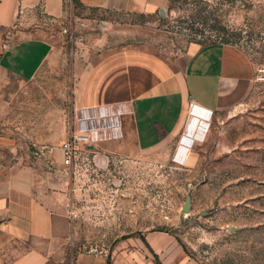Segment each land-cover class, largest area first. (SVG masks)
Here are the masks:
<instances>
[{"label":"rangeland","instance_id":"374dc122","mask_svg":"<svg viewBox=\"0 0 264 264\" xmlns=\"http://www.w3.org/2000/svg\"><path fill=\"white\" fill-rule=\"evenodd\" d=\"M36 27L57 36L63 52L51 86L41 89L42 112L56 109L68 122L74 91L112 52L175 57L214 43L243 52L255 70L247 95L218 112L204 135L188 134L185 160L177 154L186 134L151 152L103 154L101 161L88 150L84 164L68 169L70 242L73 255L109 257L121 241L155 232L168 239L166 264L177 254L184 264H264V83L257 81L264 68V0H169L153 12H100L65 0L61 20L39 10L22 15L19 31ZM32 146L0 149V162L27 158ZM102 247L103 255L95 253Z\"/></svg>","mask_w":264,"mask_h":264},{"label":"crops","instance_id":"0c3cea01","mask_svg":"<svg viewBox=\"0 0 264 264\" xmlns=\"http://www.w3.org/2000/svg\"><path fill=\"white\" fill-rule=\"evenodd\" d=\"M76 2L100 12H153L169 0ZM38 10L61 20L65 0H0V149L18 153L33 145L27 158L0 162V264H166L168 239L155 232L143 235L150 248L136 239L121 241L109 257L73 255L72 178L60 147L86 136L97 161L103 154L151 152L186 134L177 154L185 160L188 134L204 135L218 112L247 95L252 63L223 43L175 57L141 49L112 52L89 68L74 91V118L68 122L56 109L42 112L40 100L61 63L60 39L38 27L19 31L22 15ZM17 33L20 38L12 41ZM172 259L184 264L181 254Z\"/></svg>","mask_w":264,"mask_h":264},{"label":"built area","instance_id":"2783aa9c","mask_svg":"<svg viewBox=\"0 0 264 264\" xmlns=\"http://www.w3.org/2000/svg\"><path fill=\"white\" fill-rule=\"evenodd\" d=\"M257 81L264 83V68L257 70ZM90 141L89 138L83 135L73 136L61 145V151L63 154V164L68 169H76L84 164L87 157ZM106 251L105 247L100 248V251L96 250L99 255H103Z\"/></svg>","mask_w":264,"mask_h":264},{"label":"trees","instance_id":"16d2710c","mask_svg":"<svg viewBox=\"0 0 264 264\" xmlns=\"http://www.w3.org/2000/svg\"><path fill=\"white\" fill-rule=\"evenodd\" d=\"M142 240L147 245V247L150 248L149 245H148V243L146 242L145 238H142ZM108 264H111V261H109Z\"/></svg>","mask_w":264,"mask_h":264},{"label":"water","instance_id":"95a60500","mask_svg":"<svg viewBox=\"0 0 264 264\" xmlns=\"http://www.w3.org/2000/svg\"><path fill=\"white\" fill-rule=\"evenodd\" d=\"M185 210L187 211V210H188V208L186 207V208H185Z\"/></svg>","mask_w":264,"mask_h":264},{"label":"bare ground","instance_id":"6f19581e","mask_svg":"<svg viewBox=\"0 0 264 264\" xmlns=\"http://www.w3.org/2000/svg\"><path fill=\"white\" fill-rule=\"evenodd\" d=\"M113 130V129H112ZM184 138V137H183Z\"/></svg>","mask_w":264,"mask_h":264}]
</instances>
